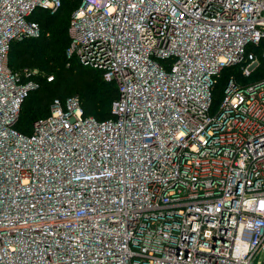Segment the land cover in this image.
Returning a JSON list of instances; mask_svg holds the SVG:
<instances>
[{
  "label": "built area",
  "instance_id": "built-area-1",
  "mask_svg": "<svg viewBox=\"0 0 264 264\" xmlns=\"http://www.w3.org/2000/svg\"><path fill=\"white\" fill-rule=\"evenodd\" d=\"M59 4L0 0V264H261L264 0H78L65 54L114 83L111 115L53 98L22 134L37 70L8 48Z\"/></svg>",
  "mask_w": 264,
  "mask_h": 264
},
{
  "label": "trees",
  "instance_id": "trees-1",
  "mask_svg": "<svg viewBox=\"0 0 264 264\" xmlns=\"http://www.w3.org/2000/svg\"><path fill=\"white\" fill-rule=\"evenodd\" d=\"M77 3L78 0H60L57 9L51 13L40 7L34 8L30 18L37 21L38 34L12 41L9 45L7 63L11 70L21 71L23 67L29 69L42 66L44 68L43 71L38 70V73L31 76L37 81V85L22 99L18 108L13 126L22 134L30 132L31 123L35 118L49 112L53 98L63 101L67 96L76 95L83 115H91L97 120L111 115L110 105L116 95L114 83L104 80L99 70L82 66L73 58H70L69 66H64L68 44L67 23L70 13ZM8 55L15 56V67L10 65ZM259 59V65L249 76L251 79H256L264 74V59L262 57ZM229 74L237 80L239 79V69L236 66L224 68L213 85L211 97L214 103L219 99ZM47 75L52 76L50 80H46ZM92 75L99 79V83L92 78ZM80 86H83L81 94L70 91ZM28 96L35 98L31 111L37 112L38 106L48 104L47 111L39 115L30 113L27 105Z\"/></svg>",
  "mask_w": 264,
  "mask_h": 264
},
{
  "label": "rangeland",
  "instance_id": "rangeland-1",
  "mask_svg": "<svg viewBox=\"0 0 264 264\" xmlns=\"http://www.w3.org/2000/svg\"><path fill=\"white\" fill-rule=\"evenodd\" d=\"M65 58H66V61L64 62V66H69L70 65V63H71V60H70V58H68L67 56H66V54H65ZM14 60H15V56H12V55H8V61H9V63H10V65L12 66V67H15V62H14ZM31 68H36V70H37V73H38V70H40V71H43L44 70V68L42 67V66H40V67H31ZM35 74H36V72H35ZM32 75H34V74H32ZM93 77V79L97 82V83H99L98 81H99V79L97 78V77H95L94 75H92ZM49 84H51V83H49ZM90 86V85H89ZM74 89V90H73ZM73 89H71L70 91L71 92H75V93H77V94H81V91H83V86H80V87H77V88H73ZM30 96V95H29ZM28 96V97H29ZM27 97V98H28ZM35 98L32 96V97H29L27 100V102H28V110L30 109V113H34V114H43V113H45L46 111H47V108H48V104H44L43 106L41 105V106H38L37 107V112H35L34 110L33 111H31V109H32V104L34 103L33 102V100H34ZM25 104H26V102H25Z\"/></svg>",
  "mask_w": 264,
  "mask_h": 264
},
{
  "label": "water",
  "instance_id": "water-1",
  "mask_svg": "<svg viewBox=\"0 0 264 264\" xmlns=\"http://www.w3.org/2000/svg\"><path fill=\"white\" fill-rule=\"evenodd\" d=\"M261 264H264V259L262 260V263Z\"/></svg>",
  "mask_w": 264,
  "mask_h": 264
}]
</instances>
